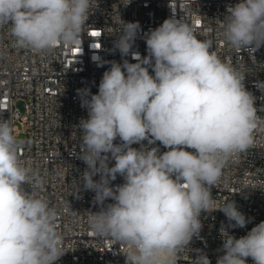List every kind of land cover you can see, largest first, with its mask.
Segmentation results:
<instances>
[{
    "label": "clouds",
    "instance_id": "9594fccd",
    "mask_svg": "<svg viewBox=\"0 0 264 264\" xmlns=\"http://www.w3.org/2000/svg\"><path fill=\"white\" fill-rule=\"evenodd\" d=\"M93 3L0 0V28L9 27L14 46L36 53L75 46ZM227 13L221 27L231 48L254 53L264 45V0H240ZM120 24L114 48L127 56L140 25L121 19ZM145 42L148 55L132 53L135 63L110 62L96 94L78 90L88 116L78 125L79 158L87 168L77 189L82 184L95 193L100 210L89 213V228L125 244V264H177L199 237L202 212L222 211L233 228L250 222L235 201L217 206L211 189L227 161L253 146L256 131L264 132V118L245 88L244 71L222 60L210 40L198 39L174 13ZM257 87L264 90V82ZM144 141L159 142L167 151ZM20 144L10 123L0 120V264H54L66 252L58 212L36 195L45 181L20 159ZM117 175L124 182L113 186ZM108 199L113 202L105 204ZM221 235L224 254L216 264H247L248 258L264 264V221L240 238L223 228ZM193 264L210 260L200 254Z\"/></svg>",
    "mask_w": 264,
    "mask_h": 264
},
{
    "label": "built area",
    "instance_id": "2783aa9c",
    "mask_svg": "<svg viewBox=\"0 0 264 264\" xmlns=\"http://www.w3.org/2000/svg\"><path fill=\"white\" fill-rule=\"evenodd\" d=\"M240 0H94L86 28L75 46L57 45L51 52L36 53L13 44L9 27L0 28V120L10 123L16 136L24 135L20 159L38 172L45 181L36 195L46 198L58 212V232L65 254L54 264H125L127 246L108 238L97 237L89 228V213L100 210L93 203L95 193L83 190L80 183L87 165L79 158L81 136L78 125L88 116L81 107L78 90L98 92L99 83L110 62L130 63L132 53L147 56L145 37L173 13L194 30L201 40H210L218 56L230 59L244 71L245 88L255 97L257 115L264 118V45L254 53L231 48L221 27L229 6ZM120 19L139 22L140 30L127 56H121L114 42L121 34ZM95 33V34H94ZM98 56L99 60H93ZM103 62V66H98ZM151 72V69H149ZM90 98V96H89ZM115 143H120L119 138ZM148 147L167 151L156 142ZM132 147L140 148L135 144ZM192 151L191 149H187ZM111 166V165H110ZM99 180V175L93 177ZM117 175L112 185L122 184ZM26 191L32 189L25 185ZM211 194L217 206L235 201L238 210L250 218L244 228L230 227L222 211L202 212V229L193 237L177 264H193L200 254L216 264L224 254L221 229L235 238L245 236L264 221V132L254 133V144L245 153L230 158ZM111 199L105 204L112 203ZM234 223V222H233ZM247 264H254L251 258Z\"/></svg>",
    "mask_w": 264,
    "mask_h": 264
},
{
    "label": "rangeland",
    "instance_id": "374dc122",
    "mask_svg": "<svg viewBox=\"0 0 264 264\" xmlns=\"http://www.w3.org/2000/svg\"><path fill=\"white\" fill-rule=\"evenodd\" d=\"M17 139H18L19 141H22V140L24 139V135L19 134V135L17 136Z\"/></svg>",
    "mask_w": 264,
    "mask_h": 264
},
{
    "label": "snow or ice",
    "instance_id": "6c2138e0",
    "mask_svg": "<svg viewBox=\"0 0 264 264\" xmlns=\"http://www.w3.org/2000/svg\"><path fill=\"white\" fill-rule=\"evenodd\" d=\"M95 34V33H94Z\"/></svg>",
    "mask_w": 264,
    "mask_h": 264
}]
</instances>
